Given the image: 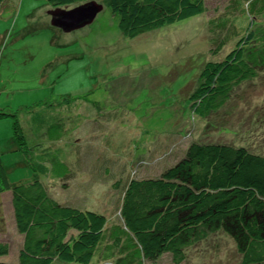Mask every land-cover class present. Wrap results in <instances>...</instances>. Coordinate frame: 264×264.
I'll use <instances>...</instances> for the list:
<instances>
[{
	"label": "rangeland",
	"instance_id": "obj_1",
	"mask_svg": "<svg viewBox=\"0 0 264 264\" xmlns=\"http://www.w3.org/2000/svg\"><path fill=\"white\" fill-rule=\"evenodd\" d=\"M12 1L13 11L0 14V111L14 114L0 120V162L10 185L39 179L59 203L99 212L114 224L121 221L131 165L136 177L152 174L150 157L159 145H174V154L164 159L172 158L171 164L193 141H239L264 154V66L205 120L190 113L188 104L201 67L222 60L245 33L238 7L246 9V0H204L202 14L133 38L122 35L117 15L106 6L91 23L64 32L51 24L47 0ZM256 16L249 28L260 37L264 13ZM218 42L224 44L216 48ZM63 131L59 141L48 138ZM22 146L33 154L63 152L69 175L51 178V166L36 157L26 163ZM139 159L148 163L135 168ZM0 224V242L9 245L1 260L18 264L23 235L15 226L10 190L0 192ZM239 259L231 238L216 232L185 248L179 264ZM145 264L175 263L163 254Z\"/></svg>",
	"mask_w": 264,
	"mask_h": 264
},
{
	"label": "trees",
	"instance_id": "obj_2",
	"mask_svg": "<svg viewBox=\"0 0 264 264\" xmlns=\"http://www.w3.org/2000/svg\"><path fill=\"white\" fill-rule=\"evenodd\" d=\"M90 1L101 3L117 15V27L127 38L189 20L205 11L204 0L47 3L51 8L69 9ZM246 3V9L238 7L245 33L222 60L208 61L201 67L198 85L188 96L189 111L196 117L205 120L229 105L243 84L256 77L258 68L264 66V35L259 37L249 28V18L264 13V0ZM14 8L12 0H0V14ZM221 19L220 24L224 25L227 17ZM254 40L263 43L253 44ZM223 44L218 42L216 48ZM9 115L0 111V120ZM13 131L21 140L17 120ZM64 133L54 132L48 138L59 141ZM167 145H159L156 153H151L150 167H156L152 174L149 170L136 177L131 165L130 177L123 184L121 221L114 224H108L106 216L99 212L59 203L48 195L39 179L10 185L0 162V186L6 184L0 192L10 190L15 226L23 235L18 264H145L163 254H169L172 262L179 264L185 248L216 232L231 238L239 264H264V154L250 151L239 141H193L171 164L172 158L166 162L164 159L173 152L174 145L165 150ZM21 148L26 163L36 157L42 165H50L51 178L58 180L69 175L68 162L60 157L63 152L44 149L40 152H49L39 155L40 152L33 154L24 146ZM138 161L135 168L148 163ZM8 252L9 245L0 242V264H8L1 260Z\"/></svg>",
	"mask_w": 264,
	"mask_h": 264
},
{
	"label": "water",
	"instance_id": "obj_3",
	"mask_svg": "<svg viewBox=\"0 0 264 264\" xmlns=\"http://www.w3.org/2000/svg\"><path fill=\"white\" fill-rule=\"evenodd\" d=\"M103 8L101 3L90 1L69 9L55 7L49 10L51 24L64 32L83 27L91 23Z\"/></svg>",
	"mask_w": 264,
	"mask_h": 264
},
{
	"label": "bare ground",
	"instance_id": "obj_4",
	"mask_svg": "<svg viewBox=\"0 0 264 264\" xmlns=\"http://www.w3.org/2000/svg\"><path fill=\"white\" fill-rule=\"evenodd\" d=\"M240 127H241V128L245 127V126H244V123H242Z\"/></svg>",
	"mask_w": 264,
	"mask_h": 264
},
{
	"label": "crops",
	"instance_id": "obj_5",
	"mask_svg": "<svg viewBox=\"0 0 264 264\" xmlns=\"http://www.w3.org/2000/svg\"><path fill=\"white\" fill-rule=\"evenodd\" d=\"M0 42H1V39H0Z\"/></svg>",
	"mask_w": 264,
	"mask_h": 264
}]
</instances>
